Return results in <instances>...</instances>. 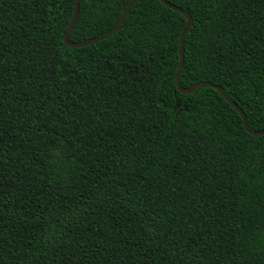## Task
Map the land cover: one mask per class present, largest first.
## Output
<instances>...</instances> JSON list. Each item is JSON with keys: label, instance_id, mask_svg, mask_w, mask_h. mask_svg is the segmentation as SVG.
I'll list each match as a JSON object with an SVG mask.
<instances>
[{"label": "trees", "instance_id": "obj_1", "mask_svg": "<svg viewBox=\"0 0 264 264\" xmlns=\"http://www.w3.org/2000/svg\"><path fill=\"white\" fill-rule=\"evenodd\" d=\"M129 1L80 0L70 41ZM168 1L181 85L264 130V0ZM74 7L0 0V264H264V135L179 91L187 18L136 0L74 48Z\"/></svg>", "mask_w": 264, "mask_h": 264}, {"label": "water", "instance_id": "obj_2", "mask_svg": "<svg viewBox=\"0 0 264 264\" xmlns=\"http://www.w3.org/2000/svg\"><path fill=\"white\" fill-rule=\"evenodd\" d=\"M162 3H164L166 6L170 7L171 9L181 13L182 15H184L187 18V23L186 26L182 32L181 35V39H180V62H179V67H178V71L176 74V81H177V86L179 91L182 94H190L192 92H194L195 90H197L198 88L201 87H209V88H213L218 90V92H220V94L239 112V114L241 115V117L243 118L244 121V126L246 128V130L251 133L254 136H261L264 135V130H253L250 128L248 121H247V117L244 113V111L239 107V105L233 101V99L228 95V93L226 92V90L216 84H213L211 82H198L188 88H185L181 85L180 79H181V74L183 72V67H184V58H185V48H184V42H185V38L187 36V34L190 31V28L193 25V18L190 15L189 12L181 9L180 7L172 4L171 2H169L168 0H160ZM136 0H130L128 5L126 6V9L123 13V15L121 16V18L118 20V22L106 33L88 39V40H84V41H80V42H73L70 41V34L73 31L75 24L77 22L78 19V15H79V10H80V0H75V7H74V13L70 22V25L68 27V30L64 36V41L65 43L69 46V47H82V46H86V45H91V44H95L97 42L103 41L107 38H109L110 36H112L123 24L124 20L126 19V17L128 16L132 6L135 4ZM181 104L180 99H177V106L179 107Z\"/></svg>", "mask_w": 264, "mask_h": 264}]
</instances>
